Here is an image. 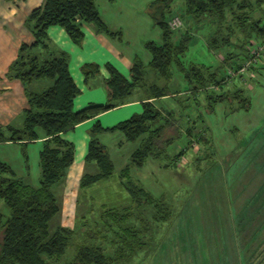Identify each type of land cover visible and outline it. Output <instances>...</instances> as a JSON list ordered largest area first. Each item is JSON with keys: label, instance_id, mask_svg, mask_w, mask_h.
<instances>
[{"label": "trees", "instance_id": "16d2710c", "mask_svg": "<svg viewBox=\"0 0 264 264\" xmlns=\"http://www.w3.org/2000/svg\"><path fill=\"white\" fill-rule=\"evenodd\" d=\"M172 1L152 0L147 5L146 12L160 31V41L143 42L150 54L149 61L144 64L134 56L128 79L110 64H104L108 72L103 79L106 102L89 104L78 110L72 106L78 89L68 72V55L50 45L47 28L61 27L73 43L81 40L83 23H92L98 32L117 41L122 39L121 31L110 30L101 20L95 0H42L25 17L23 25L33 41L28 45L19 44L4 76L21 82L28 108L22 111L21 126H0V142H17L22 149L28 142L41 139L37 151L39 175L37 186H31L0 161V202L6 210L0 206V264H123L143 247L147 237L150 238L151 225L171 216L167 203L152 197L130 177L131 168H139L147 159L156 158L171 138H162V131L167 126L155 124L161 116L155 101L177 96L178 90L172 86L177 88L180 81L184 82V90L191 93L219 87L224 77L218 70L227 65L233 72H238L241 64L233 61L236 55L231 53L223 54L217 66L184 58L192 35L187 30L180 32L178 27L170 28L168 21L178 15L188 25H203L207 30L202 36L206 47L219 53L228 45L244 49L250 37H264V0H179L177 13H171ZM255 10L258 17L253 16ZM231 36H234L232 42L229 41ZM243 52L244 62L249 61L250 65L254 55ZM80 69L85 77L94 76L98 65L84 63ZM148 70L155 79H148ZM38 79H46L49 84L41 91L28 90L27 85ZM137 88L143 94L140 113L109 127H101L97 122L92 125L84 161L93 163L97 172L83 174L78 181L79 192L83 194L87 186L114 177V167L106 148L95 135L101 131L121 132L124 141L138 140L127 163L116 175L130 204L122 208L101 205V219L93 222L92 231L85 230L87 225L77 223L76 230L81 233V237L78 236L81 239L75 241L76 230L73 228L60 224L57 219L52 228L49 225L60 211L61 194L55 195L53 187L62 184L74 154L72 142L62 138L61 133L124 103ZM230 95L229 92L210 93L206 98L215 103L236 97L237 108L248 107V99L242 96L241 90ZM184 130L190 135L189 128ZM183 151L179 149L173 160H177ZM21 154L26 161L23 149ZM102 242L113 247L112 253L105 252ZM68 247L73 248L71 258L60 261Z\"/></svg>", "mask_w": 264, "mask_h": 264}, {"label": "rangeland", "instance_id": "374dc122", "mask_svg": "<svg viewBox=\"0 0 264 264\" xmlns=\"http://www.w3.org/2000/svg\"><path fill=\"white\" fill-rule=\"evenodd\" d=\"M135 2L139 4L140 0ZM178 4L179 0L171 2V13H177ZM253 16H259L257 10ZM180 17L177 29L192 35L184 58L217 66L223 54L231 53L236 55L233 61L240 67L245 65V69L233 72L223 65L218 70L224 77L219 87L206 92L184 91L155 101L161 112L155 124L167 126L162 138H171L156 158L147 159L139 168H131L130 177L152 197L167 203L171 216L152 224L150 238L123 264H264V37H250L244 49L228 45L219 53L206 47L202 38L206 27L188 25ZM229 41H234V36ZM243 50L254 55L250 65L243 63ZM183 83L172 88L181 91L185 89ZM235 90H241L248 99L247 108H237L236 97L215 103L206 98V94L230 95ZM186 128L190 135L186 134ZM117 135L122 137L121 132H108L101 140L113 164L114 177L87 186L83 194L75 185L66 186L65 197L59 201L60 204L62 200L61 212L50 220V228L58 216L59 223L71 229L76 230L77 223H81L87 225L85 230L92 231L93 222L101 219V205L122 208L130 204L116 175L127 163L137 141L119 143ZM7 149L0 146V154ZM12 149L22 156H18L20 163L24 161L23 149L29 165L23 173L14 168L16 177L37 186L39 144H28L22 149L13 145L10 154ZM179 149L183 153L173 160ZM114 154L119 158L115 160ZM92 167L95 166L88 164L87 169ZM53 192L57 195L56 186ZM75 232L74 240L79 241L81 233ZM102 245L106 253H112L111 245L104 242ZM72 254L73 248L68 247L60 261L69 260Z\"/></svg>", "mask_w": 264, "mask_h": 264}, {"label": "crops", "instance_id": "0c3cea01", "mask_svg": "<svg viewBox=\"0 0 264 264\" xmlns=\"http://www.w3.org/2000/svg\"><path fill=\"white\" fill-rule=\"evenodd\" d=\"M135 1L95 0L101 20L110 30L121 31V41L109 38L105 34L98 32L92 23L82 24V38L79 43H73L59 26L47 28V37L50 45L54 49L61 50L68 55V72L78 89V93L72 101L74 110H78L89 104H104L106 102L103 79L108 76V72L104 64H110L116 71L128 79L129 69L134 56H138L144 64L149 61L150 54L143 47V42L148 40L160 41V31L152 23L146 12L147 5L152 0H140L139 4H136ZM41 2L42 0H0V126H21L22 111L28 108L21 82L16 78H6L4 73L7 71L9 63L15 57L19 44L24 43L28 45L33 41L32 35L24 27L23 21L29 11L40 5ZM84 63H96L98 65V72L94 76L85 77L80 69ZM146 75H148L149 80L155 79L153 73L149 70ZM178 81L180 80L178 79ZM48 84V80L38 79L30 82L27 88L30 91L37 92L44 89ZM184 91V89L178 90L177 93L182 94ZM142 98L143 94L141 90L138 88L134 89L124 103L100 112L61 133V137L72 142L74 146L72 164L67 168L62 184L56 186L57 193H61V199L65 197L64 188L66 186L72 184L79 190V178L83 174L97 172V168L93 163L84 161L86 143L92 125L97 122L101 127H109V125H114L113 123L116 124L119 121L127 119L132 114L140 113L142 110ZM106 133L108 132L101 131L95 136L101 142L103 140L102 136H105ZM117 136L119 138L118 142L123 143L121 135ZM40 141L41 139H36L33 142H28L24 145V148L28 144H39L40 148ZM136 141L137 143H134L131 152L138 145V140ZM101 143L104 145V142ZM13 145L19 146V143L13 141L0 142V146L8 148L7 151L0 154V161L9 165L16 176L14 168L17 167L19 173H23V170H28L29 165L27 164V155L25 156L26 161H21L20 163L19 157L22 158V156L18 152L15 153L12 149L11 154L9 153ZM113 157L116 160L119 158V155L114 154ZM13 160L15 161L14 163L12 162ZM88 164L95 166L92 169L90 168V173L87 172L90 170L87 169ZM58 187L59 189L61 187V191L58 190ZM60 207H62V200Z\"/></svg>", "mask_w": 264, "mask_h": 264}, {"label": "built area", "instance_id": "2783aa9c", "mask_svg": "<svg viewBox=\"0 0 264 264\" xmlns=\"http://www.w3.org/2000/svg\"><path fill=\"white\" fill-rule=\"evenodd\" d=\"M168 25L170 28L175 29L181 25V22L176 16H174L168 21ZM246 62H249V61H245L244 63ZM244 69H245V65H242L241 67H239L238 72H242ZM229 73H232V72L229 71Z\"/></svg>", "mask_w": 264, "mask_h": 264}]
</instances>
